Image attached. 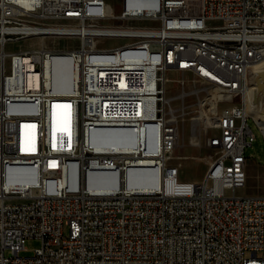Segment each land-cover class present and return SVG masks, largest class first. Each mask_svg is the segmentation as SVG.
<instances>
[{
    "label": "built area",
    "instance_id": "obj_1",
    "mask_svg": "<svg viewBox=\"0 0 264 264\" xmlns=\"http://www.w3.org/2000/svg\"><path fill=\"white\" fill-rule=\"evenodd\" d=\"M117 1L0 0V264H264V195L240 192L264 0ZM33 36L75 43L5 50ZM55 56L69 59L57 87ZM55 102L69 109L53 144ZM188 118L189 142L207 148L200 180L173 161ZM142 167L151 185L137 190L127 174ZM27 238L40 245L22 256Z\"/></svg>",
    "mask_w": 264,
    "mask_h": 264
},
{
    "label": "rangeland",
    "instance_id": "obj_2",
    "mask_svg": "<svg viewBox=\"0 0 264 264\" xmlns=\"http://www.w3.org/2000/svg\"><path fill=\"white\" fill-rule=\"evenodd\" d=\"M109 4H111L115 12H119L121 7L118 5L117 0H107ZM44 42V46L52 47V46H64V45H73L75 43L74 39L66 38V37H57V36H48L42 37ZM39 36H33L28 38H23L19 40H13L9 42L5 46V50L14 51L27 49L35 46H41L42 42ZM119 43H122V40L110 39V38H100L98 40V44L102 46H114ZM260 67L264 66V61L256 62ZM168 76L172 79L178 78L182 76L180 73H174L172 71L168 72ZM186 80H192L193 76L190 74L184 75ZM248 79V85H252V79ZM170 89L172 92H176L177 85L176 83L170 84ZM193 99L189 98L187 101L191 102ZM256 100V98H254ZM236 102L240 103V97L236 98ZM248 114V113H247ZM250 117L248 118V124L251 128L252 132L255 135L254 140L251 145H248L245 149L247 160V179L245 187L240 191L243 194L247 195H264V135L260 128L257 126L255 121L251 118H254L253 115L248 114ZM256 120V118H254ZM257 121V120H256ZM189 125L190 120L185 119L182 122V128L185 130L184 136L181 137L177 147L174 150V153L179 158H174L173 161L181 162L182 169V178L190 179V180H200L203 177L205 171V164L201 156H203L207 152V148L203 145H195L189 142ZM261 126L264 127V118L262 117ZM13 179V178H11ZM26 250H22L20 254L22 256H29L32 254L33 249L40 245V241L35 238H27L24 242Z\"/></svg>",
    "mask_w": 264,
    "mask_h": 264
},
{
    "label": "bare ground",
    "instance_id": "obj_3",
    "mask_svg": "<svg viewBox=\"0 0 264 264\" xmlns=\"http://www.w3.org/2000/svg\"><path fill=\"white\" fill-rule=\"evenodd\" d=\"M42 40V37H39ZM41 46L44 45V42L42 40ZM69 59L65 56H55L52 59V62L49 65V69L51 71V68L53 69V72L48 73L50 77V81L54 84V87H57V83H59L68 73V69L62 67L63 63L68 62ZM264 61V59L262 60ZM2 63V60L0 61ZM48 69V70H49ZM77 78H78V70L77 66L73 67L72 71V83L71 88H74L77 86ZM248 78L252 79L251 83L252 85H248L244 97V108L246 114L253 115L254 118H256L257 122L261 124L262 117L264 118V66L260 67L258 63H253L249 70H248ZM67 89L70 91V89ZM256 98V100H254ZM216 100V95L211 94L210 97L205 98L204 100H201L202 109L201 114L196 117V119L202 120L204 116L203 114H212L213 109L209 110L208 105L211 102L214 103ZM69 104L61 103V102H55L50 107V129H51V139L52 143L54 144L56 141V136H61L63 133V130L66 129L64 125V119L67 116V111L69 109ZM247 114V115H248ZM145 164H149L150 162H144ZM14 168H19V166H14ZM145 169L142 167L136 171H130L127 174V184L131 187H134V189L137 190H145L150 185L151 182H149L146 177L144 176ZM36 178L34 181H25V180H19V179H9L7 184L10 187H13L15 189L22 188L27 185H30V183L35 184Z\"/></svg>",
    "mask_w": 264,
    "mask_h": 264
}]
</instances>
